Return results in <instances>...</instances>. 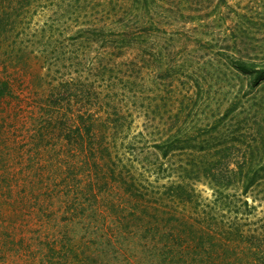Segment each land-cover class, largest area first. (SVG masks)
<instances>
[{
    "label": "rangeland",
    "instance_id": "obj_1",
    "mask_svg": "<svg viewBox=\"0 0 264 264\" xmlns=\"http://www.w3.org/2000/svg\"><path fill=\"white\" fill-rule=\"evenodd\" d=\"M196 1L170 0L174 15L161 19L164 4L0 0V264H57L49 248L59 247L68 202L77 208L67 223L75 252L106 253L96 148L106 155L107 144L116 146L154 180L158 166L144 157L164 127L183 130L189 142L184 153L158 161L175 171L194 156L220 165L216 150L240 131L264 136L262 114L233 104L264 97V81L254 86L231 66L240 59L264 68V0H208L201 9ZM230 152L236 168L240 151ZM194 187L206 202L213 198L203 182ZM249 202L257 224L264 200ZM87 256L70 264H96ZM100 260L106 264V255Z\"/></svg>",
    "mask_w": 264,
    "mask_h": 264
},
{
    "label": "trees",
    "instance_id": "obj_2",
    "mask_svg": "<svg viewBox=\"0 0 264 264\" xmlns=\"http://www.w3.org/2000/svg\"><path fill=\"white\" fill-rule=\"evenodd\" d=\"M128 2L147 10L152 5L164 4L166 8L163 6L158 18L174 15L170 0ZM208 2L200 0L193 4L201 9ZM222 3L225 1L219 6H223ZM132 43L127 45L130 47ZM231 66L252 76L254 86L264 81V68L240 59H233ZM4 95L0 90V98ZM243 103L264 118V97L246 98L245 102L235 98L233 102L234 106ZM109 125L114 130L117 123ZM182 131L173 126L164 127L152 144V152L145 155L147 166H158L154 180L145 172H137L132 160L120 157L116 146L107 144L106 155L100 147L96 155L99 152L96 148L92 156L94 169H97L94 185L97 189H106V253L100 249H94L92 255L87 254L86 249L82 253L75 252V244L67 241V223L74 222L77 208L68 202L59 247L49 248L52 260L57 264H70L79 254H86L96 264L104 255L106 264H264V218L257 224L249 220L256 210L249 199L251 202L264 200V136L249 137L240 131L235 140L226 142L222 150H216L220 165L195 162L193 159L201 156H194L192 160L180 162L176 171L163 168L158 162L160 158L170 161L173 153H184L188 149L189 142ZM234 147H238L240 155L233 162L236 168H230L231 158L235 156L230 151ZM173 175H176L174 181L160 184L161 178ZM198 182L212 190L210 201L203 200L194 187ZM90 228L92 234L99 231L96 227Z\"/></svg>",
    "mask_w": 264,
    "mask_h": 264
}]
</instances>
